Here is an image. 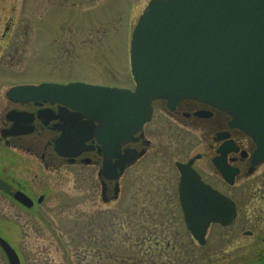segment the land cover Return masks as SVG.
I'll return each instance as SVG.
<instances>
[{"label": "rangeland", "instance_id": "1", "mask_svg": "<svg viewBox=\"0 0 264 264\" xmlns=\"http://www.w3.org/2000/svg\"><path fill=\"white\" fill-rule=\"evenodd\" d=\"M148 1L0 0V38L9 25L0 39V112L4 92L16 84L132 87L131 32ZM158 120L155 115L145 127L151 157L124 172L120 197L108 204L101 201L98 183L89 194L85 177L90 168L62 163L53 170L39 156L1 146L0 180L24 185L35 197L45 195L41 207L26 212L0 191V236L14 247L21 264H248L243 257L260 252L264 164L252 177L237 180L232 198L238 215L230 226L212 228L204 247L177 216H169L161 231L153 229V214H146L162 204L151 192L172 167L155 150H171L177 157L193 154L201 150L197 139L203 130L172 122L161 132ZM91 176L95 181V173ZM246 230L253 235H245ZM0 264H7L1 250Z\"/></svg>", "mask_w": 264, "mask_h": 264}, {"label": "water", "instance_id": "2", "mask_svg": "<svg viewBox=\"0 0 264 264\" xmlns=\"http://www.w3.org/2000/svg\"><path fill=\"white\" fill-rule=\"evenodd\" d=\"M129 53L134 90L80 82L41 83L12 86L6 95L20 102L49 98L102 119L100 140L106 157H113L119 143L150 119L154 99L166 98L169 103L197 99L230 113L233 125L257 144L253 165L264 161V0H150L132 30ZM88 121L66 117L64 123L83 133ZM20 124L16 122L18 130L13 133L29 130ZM83 148V138L71 135L61 136L56 145L69 161L77 154L74 150ZM138 154L130 151L113 166L106 161L107 175L116 179ZM219 167L232 183L238 170ZM178 168L184 220L193 238L203 244L208 225H229L236 207L204 184L189 163ZM12 196L26 207L32 205L19 190ZM0 248L8 264H20L14 248L1 236Z\"/></svg>", "mask_w": 264, "mask_h": 264}, {"label": "flooded vegetation", "instance_id": "3", "mask_svg": "<svg viewBox=\"0 0 264 264\" xmlns=\"http://www.w3.org/2000/svg\"><path fill=\"white\" fill-rule=\"evenodd\" d=\"M8 30L9 25L5 23L1 40L6 38ZM23 42L26 44V40ZM10 49L11 47L8 48V51ZM18 49L24 50L25 47H16L14 51H18ZM6 63L9 64V60ZM3 98L0 112V148L6 147L27 151L34 156H39L43 165L53 170L60 168L59 166L62 163L90 168L89 175L85 177V184L88 186L89 194L93 195V191L95 192L97 189L98 183L99 195L104 204L114 203L119 199L122 192L121 178L124 172L130 167L146 161L147 157H151V154L148 155V152L151 150L150 147L152 145L149 140L150 135H146L145 133V127L154 119L155 115H159L160 117L156 127H164L161 128V132L163 129L167 131L168 126L165 127V125H172V122L178 125H180L179 123H183L193 128L198 127L203 129L197 139L201 145L200 151L177 157V154H173L171 150L163 148L155 150V156L160 155L161 159L165 160L172 167L171 174L170 169H168L165 180L158 182L159 184H156L151 192L152 195L159 199L158 204H162L161 207L158 209L153 207L154 211L146 214L147 218L153 214L151 226H155L156 228L153 229H157L158 231L162 230L160 226L168 220L169 216L174 215L179 217L188 235L197 244L198 242L192 238L184 222V213L179 197L180 172L177 165H185L189 162V166L204 184L234 201L236 207L235 220L238 215V207L232 197L237 180L242 177L245 179L252 177L264 164V162H261L253 165V155L257 145L251 136L233 125V117L227 111L197 99L182 98L174 103H169L165 98L155 99L151 104L152 112L150 120L141 129L134 132L126 141L120 142L113 157H106L105 149L100 140V131L104 124L102 119L87 117L82 111H77L70 105H60L57 101L49 98L20 102L7 97L6 91ZM66 117L79 122L89 120L85 132L76 133L73 130L74 128L66 126L64 123ZM18 121L22 123V125L20 124L22 127L29 126V130L22 133H13L18 130L15 126ZM178 127L181 128L180 126ZM63 135L80 137L84 140V149H80L78 152L75 151L77 154L70 159L71 161L68 158L62 157L56 150L57 142ZM163 144L158 142L157 146L161 147ZM130 151H136L141 154H138L139 156H137L134 163L120 172L116 179L109 177L104 168L106 161L107 165L113 166L116 162H121L125 158L126 153ZM219 165L222 167L226 166L225 168L227 169L234 168L238 170V174L234 176L233 183H228L223 179ZM91 173H95V181L92 180ZM16 190L22 191L31 199L32 205L30 207L26 208L12 198V193ZM0 191L10 197L20 209L26 212H32L41 207L45 199L44 194H39V196L35 197L24 185L16 183L8 184L0 181ZM192 192L195 193L194 191ZM165 210H169L170 212H164ZM214 227L223 228L224 226L218 223H210L205 233V241L203 244H198L199 246L204 247L206 245L208 236ZM243 233L245 235H253V232L249 230ZM258 242L261 245V249L258 248L260 252H256L255 255H253L254 252H251L250 256L243 257L245 263L248 260H252L248 264H264V238H261ZM151 243L155 246L157 245V240H153ZM173 249L174 247L171 250ZM251 256H254V258H251Z\"/></svg>", "mask_w": 264, "mask_h": 264}]
</instances>
